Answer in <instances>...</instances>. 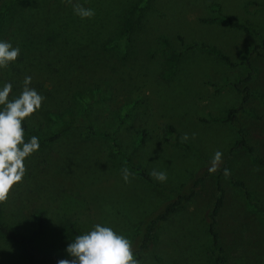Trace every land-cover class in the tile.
<instances>
[{
  "label": "rangeland",
  "instance_id": "obj_1",
  "mask_svg": "<svg viewBox=\"0 0 264 264\" xmlns=\"http://www.w3.org/2000/svg\"><path fill=\"white\" fill-rule=\"evenodd\" d=\"M146 1L122 44L126 13L141 0H0V18L9 8L0 40L20 49L16 61L0 69V84L12 83V94L18 95L24 77L31 76L29 87L44 97L41 108L23 123L48 134L58 114L78 125L25 159L24 176L2 202L0 219L28 234L34 214L43 211V230L34 244L59 256H67L65 219L79 234L95 223L110 226L134 247L136 225L162 210L181 183L203 176L194 196L156 225L138 262L213 264L206 218L215 178L204 172L220 151L217 168L224 194L215 228L223 264H264V214L252 204L264 210V164L252 163L245 151L227 154L242 127L255 154L264 158V46L248 58L246 53L264 38V0ZM76 4L95 15L80 19L73 14ZM222 14L247 23V28L210 20ZM195 44L217 47L232 63L208 51L186 49ZM247 74L250 79L242 81ZM245 86L249 97L242 110L233 121H219L228 109L238 107L243 95L239 89ZM130 104L129 116L114 137L152 182L124 165L107 137L81 135L85 125L112 132L119 112ZM168 124L174 126L178 143L163 139ZM123 168L130 173L128 182L122 179ZM153 171H163L167 179L157 181ZM233 180L245 184L251 202ZM23 261L20 248L0 238V264Z\"/></svg>",
  "mask_w": 264,
  "mask_h": 264
},
{
  "label": "trees",
  "instance_id": "obj_2",
  "mask_svg": "<svg viewBox=\"0 0 264 264\" xmlns=\"http://www.w3.org/2000/svg\"><path fill=\"white\" fill-rule=\"evenodd\" d=\"M146 2H147L146 0H141V2L139 3L132 4L128 9L126 13V17L124 19L125 34L123 35L122 38L119 39L120 43L124 44L127 41L129 33L139 22L140 12L147 4ZM8 10L9 8H5V10L3 11L2 17L0 18V26L2 25V22L4 20V15ZM210 20L219 21L231 27L247 28V23L233 22L228 15H224V14L216 15L210 18ZM260 46H264V38L261 40V45L258 44L255 46L254 49L246 52L248 54L247 58L251 52L259 49ZM186 49L187 50L201 49L204 51H208L214 54L217 58L223 60L224 62L229 64L232 63L230 61L229 56L224 54L220 49H218L215 46H208L205 44H201L197 46L195 44L188 46ZM249 79H250V74H247L246 77L242 79V81H248ZM234 86L237 87L238 83L235 84ZM239 91L243 92V95L241 96L240 104L236 108L228 109L225 112L224 117L219 119V121H223V122L233 121L235 118L234 113L237 112L238 110H242V105L247 101L249 97V87L245 86L242 90L239 89ZM89 98L94 99L92 98V93L89 94ZM131 107H132L131 104L126 105L119 112L117 116V126L112 132H105L104 130L94 127L92 125H85L82 127L81 135L84 138H90L93 136L107 137L112 147L116 150V153L121 157L122 163L127 167L131 168L133 171H135L138 176L146 179L149 182H152L151 177L144 169L132 165L130 158L123 151L120 150L119 145L114 137V133L117 131L119 126L122 125L128 118ZM54 118L57 119V123L48 134L31 130L26 126V124L23 123L22 126L25 130V140H27L30 136H37L39 138L40 146H47L52 142L56 141L63 134L64 131L76 128L78 126L74 121V119L70 116L63 118L62 116L55 114ZM165 128L166 131L165 134L163 135V139L170 143H174V144L178 143V139H177L178 135L175 131L174 126L168 124ZM144 136H145V132L141 131L140 135L138 136L139 137L138 139L142 140ZM239 151H245L252 163L259 165L264 164V158L256 155L253 146H251L246 140V134L242 129V127H238L236 131V138L231 143V146L229 147L227 154L229 155L231 153L239 152ZM225 167H227L226 163L223 164V168ZM220 171L221 168H217L216 172L214 173H209L208 170L204 172V175L211 174L215 178V197L212 206L210 208V211L207 213V218H206V223H207L206 228L210 235V240H211L210 254L212 256L213 264H223L225 261L224 257L222 256L223 248L220 245L219 234L215 228L216 218L219 209L222 206L223 194H224V189L221 185V179L219 177ZM202 179L203 176H196L194 178L191 177V179H189L188 182L184 181L183 183H181L180 191L175 195V197L171 201H169L162 208V210L148 216L149 217L148 219L142 220L136 225L131 235V240H133L135 243L134 247L132 246L134 258H136L137 260L141 258V254L147 248L150 235L154 230V228L156 227V225H158V223L160 222L166 221L169 218V216L178 209V207H180L184 202H186V200L192 198L195 194L196 188L199 186ZM232 184L242 188L246 199L250 200V193L246 189L245 184H243L241 181H234V180L232 181ZM182 188H185V191L182 192ZM252 204L257 211H261L264 214V210L257 203L252 202ZM1 209H2V203H0V214H1ZM33 219H34V227L30 230V233L28 234H23L15 230L14 228L10 227L0 219V238L15 244L20 248V251L24 256V261L22 264H28L34 262H47V263L56 264V260L67 258V256H59L53 252H43L34 244V237L38 236L43 230L44 212L41 210L37 211L34 214ZM62 229L64 230V234L66 238L69 240V242L70 240L74 239L76 235L79 234L74 223L70 219H65L63 221Z\"/></svg>",
  "mask_w": 264,
  "mask_h": 264
},
{
  "label": "clouds",
  "instance_id": "obj_3",
  "mask_svg": "<svg viewBox=\"0 0 264 264\" xmlns=\"http://www.w3.org/2000/svg\"><path fill=\"white\" fill-rule=\"evenodd\" d=\"M73 14L85 19L93 17L95 12L76 4L73 6ZM19 54V47L0 40V69L15 62ZM31 79V76L24 77L23 87L18 95L12 94V83L0 84V203L8 199L10 190L24 176L25 159L40 147L37 136H30L25 140L22 126L26 118L41 108L44 99L34 88L29 87ZM182 139L187 140V135ZM221 157L220 151L214 152L209 173L216 172ZM121 172L122 179L128 182V169L123 168ZM150 175L160 182L167 179L163 171H153ZM228 175L229 171L225 168L224 176ZM64 252L67 258L56 260V264H139L134 258L131 241L112 227L101 223H95L87 231L76 235L66 244Z\"/></svg>",
  "mask_w": 264,
  "mask_h": 264
}]
</instances>
